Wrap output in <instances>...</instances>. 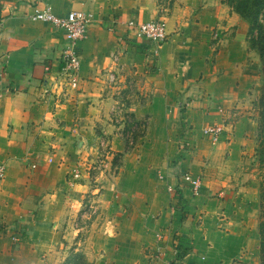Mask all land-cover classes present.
Returning <instances> with one entry per match:
<instances>
[{
    "label": "crops",
    "instance_id": "obj_1",
    "mask_svg": "<svg viewBox=\"0 0 264 264\" xmlns=\"http://www.w3.org/2000/svg\"><path fill=\"white\" fill-rule=\"evenodd\" d=\"M35 4L58 16L91 15L74 86L59 71L63 31L30 19ZM0 14V264L55 253L79 231L87 194L100 208L89 225L101 264H211L246 246L244 228L222 236L211 227L215 209L227 208L234 193L209 166L222 159L232 172L253 152L247 110L259 85L246 23L230 7L220 0H0ZM158 17L167 32L158 44L119 23ZM122 111L145 122L127 151ZM224 120L228 129L211 144L201 128ZM101 152L120 153L117 171L93 173ZM185 175L200 179L197 195Z\"/></svg>",
    "mask_w": 264,
    "mask_h": 264
},
{
    "label": "rangeland",
    "instance_id": "obj_2",
    "mask_svg": "<svg viewBox=\"0 0 264 264\" xmlns=\"http://www.w3.org/2000/svg\"><path fill=\"white\" fill-rule=\"evenodd\" d=\"M242 19V18H241ZM243 20V19H242ZM244 21V20H243ZM245 22V21H244ZM246 23V22H245ZM247 27V24H246ZM214 33V32H213ZM222 35V34H221ZM219 38V36L217 35ZM245 39V35H244ZM214 41V40H213ZM247 47V46H246ZM248 49V47H247ZM253 55L257 58L258 56L255 51L248 49ZM259 60H258V72H259ZM261 84V76L259 73V85L257 87V91H249V107L248 112L249 116L253 118L255 122V130H256V101L259 93V87ZM235 112L234 118L238 115L237 110L232 109ZM123 124L120 127V137L125 138L126 140L133 139V144L128 149H132L138 144L139 137L142 136L145 129V122L143 120H134L131 118L127 112H120L117 114ZM233 118V119H234ZM232 119V118H230ZM232 119V120H233ZM230 120L229 122H231ZM130 122L129 125L126 122ZM127 127V128H126ZM254 130V138H253V152L251 155L246 156V160H241L240 164L233 169V171H225L223 167H221L220 161L209 166L213 171H219L220 180H225V187L228 188L230 193H234L230 198H227V208L222 207L220 209H215L214 217L211 221L212 230H217L220 235H225L228 233L234 234L235 236L240 232L242 228H244L247 232L246 241L247 244L244 248L240 247L239 252H236V255L231 259L224 260L223 258L213 261L211 264H258V252H257V232H256V222H257V189H258V170H257V162L255 157V147H256V131ZM225 136V135H224ZM219 137V136H218ZM218 140V138H217ZM123 141V139H122ZM124 143V142H123ZM106 152H101L98 154L96 158L92 160L91 170L93 173L98 175V172L112 173L113 171H117L118 166L120 165V157L115 156L106 158ZM108 154V153H107ZM111 158V159H109ZM222 158V157H221ZM218 165V167L216 166ZM241 188V189H240ZM240 189V191H238ZM238 192V194L236 193ZM219 191L214 192L213 194H209V198L217 197ZM91 195L87 194L83 197V201L80 206V214L77 219V225L80 227L79 231L75 236L67 238L66 242L60 243L57 246L61 247L55 250V253L47 254L46 252H40L34 258H30L33 264H62L64 259L70 257L75 251L79 252L81 258L84 259L86 264H101V261L105 258L101 256L103 253L100 248L97 251V248L93 250L91 248L92 239L94 236L93 227L90 229V222L99 214L100 208L94 203L96 211L93 213L88 212V203L92 199H90ZM233 196V197H232ZM231 199V200H229ZM199 223L198 221L196 222ZM233 232V233H232ZM179 255L182 254L181 251H177ZM105 255V254H104ZM175 255V254H174ZM43 257L46 259L43 260ZM245 257V258H244ZM38 258L42 261H38ZM48 258V259H47ZM180 258V257H179ZM108 264H115V259L110 258L107 259ZM178 261H169L166 264H173ZM10 264H23V263H10ZM29 264V263H26ZM31 264V263H30Z\"/></svg>",
    "mask_w": 264,
    "mask_h": 264
},
{
    "label": "built area",
    "instance_id": "obj_3",
    "mask_svg": "<svg viewBox=\"0 0 264 264\" xmlns=\"http://www.w3.org/2000/svg\"><path fill=\"white\" fill-rule=\"evenodd\" d=\"M90 13L81 9L69 10L64 16L56 15L51 6L47 4L33 5L28 17L32 20L48 22L55 27L61 29L64 35V46L61 50L59 57V71L64 76L69 85L74 86L77 80V72L80 66V59L77 52L79 42L84 38L86 27L90 22ZM3 16L0 14V26ZM120 25H124L126 32L130 33L133 37L144 38L152 43H161L167 37L164 20L160 17L150 19L147 21L135 23L127 20L125 22L120 21ZM212 39L216 41L218 39L217 33H212ZM113 58H116L113 55ZM109 81L114 80L113 74L108 77ZM223 112V110H220ZM230 118H234L235 112L230 111ZM226 122L213 123L205 125L201 128V134L211 143L217 141L220 134L225 131ZM129 142H131L129 140ZM4 164L0 163V179L3 177ZM187 177V175H185ZM188 178V177H187ZM189 179V178H188ZM190 192L193 196L199 193L200 179H189ZM95 202L93 200L88 203V212L93 213L96 211ZM173 264H179L174 262Z\"/></svg>",
    "mask_w": 264,
    "mask_h": 264
},
{
    "label": "trees",
    "instance_id": "obj_4",
    "mask_svg": "<svg viewBox=\"0 0 264 264\" xmlns=\"http://www.w3.org/2000/svg\"><path fill=\"white\" fill-rule=\"evenodd\" d=\"M242 18L246 24L245 43L248 49L255 51L260 63L259 73L261 84L256 101V147L255 157L258 170L257 189V252L258 264H264V0H220ZM128 114V113H127ZM131 118L132 115L128 114ZM129 121L126 122L129 125ZM127 128V127H126ZM124 150H128L133 144V139L122 138ZM119 156L120 153L114 154ZM180 255L175 253V258ZM62 264H86L79 252L75 251L70 257L64 259Z\"/></svg>",
    "mask_w": 264,
    "mask_h": 264
},
{
    "label": "water",
    "instance_id": "obj_5",
    "mask_svg": "<svg viewBox=\"0 0 264 264\" xmlns=\"http://www.w3.org/2000/svg\"><path fill=\"white\" fill-rule=\"evenodd\" d=\"M226 129H228V127H226ZM76 145H77V147H80L81 146V142L79 140H77Z\"/></svg>",
    "mask_w": 264,
    "mask_h": 264
}]
</instances>
